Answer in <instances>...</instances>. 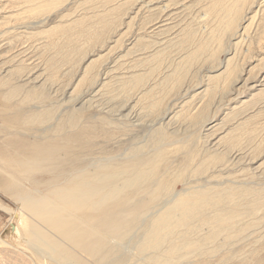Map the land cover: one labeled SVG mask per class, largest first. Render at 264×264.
<instances>
[{"label":"rangeland","instance_id":"rangeland-1","mask_svg":"<svg viewBox=\"0 0 264 264\" xmlns=\"http://www.w3.org/2000/svg\"><path fill=\"white\" fill-rule=\"evenodd\" d=\"M137 157L163 198L208 201L155 259V219L126 218L102 262L21 201ZM0 204L51 242L33 250L0 208V247L33 264H264V0H0Z\"/></svg>","mask_w":264,"mask_h":264},{"label":"bare ground","instance_id":"bare-ground-1","mask_svg":"<svg viewBox=\"0 0 264 264\" xmlns=\"http://www.w3.org/2000/svg\"><path fill=\"white\" fill-rule=\"evenodd\" d=\"M213 123L214 122H210L203 127L205 131L208 132V135H210L208 144L216 152L221 142H223V137H221V135L226 129L220 131V124ZM238 156L239 154L237 157ZM136 160L137 161L131 160L126 169H122L117 173L111 172L112 170H106L107 163L104 164L102 161H97L95 162L97 167L94 166L95 168L93 172L91 171V174H87L84 170H81V172L76 171V174L73 173L69 175L68 177L70 178H67L69 179L70 185H72L65 188L59 186V189L54 191L51 196L47 195L45 197L47 198L46 200L35 199L38 197L33 196L32 199L24 198L21 201L26 210L31 211V213L37 217H41V219L45 220V223H49L52 228L55 219H57V221H63L64 224L61 226V228H63L62 232L66 234L69 242L72 241L76 243L77 246H81L91 256L97 257V259L102 262H106V257L101 256L102 252L107 248L106 236L116 234L118 237H122L123 233L119 234V232L124 231V229L129 231L126 225L130 222L127 220L128 223L126 224V218L130 217V221L139 226L143 225L148 219H155L153 221L150 220L152 223L150 222L151 224L148 232H144V242H142L143 244L141 247L142 250H153L154 255L152 259H155L157 252L161 249L164 242L174 233L175 228L184 226L190 220L201 215V211L208 201L205 203L202 199L204 203L201 201L196 203H180L174 201V198L171 197L163 198V189L161 185H159L156 179L149 178L150 174L144 172L140 168L147 162L139 157H137ZM130 164H132V166ZM129 166L135 168L138 166L137 169L139 170H135L134 168L133 172L127 174ZM89 170L90 169H88V173ZM147 200L154 201L155 204L153 208L140 211L143 207L141 209L138 208ZM0 208L7 212L9 211L13 218L18 216L17 227L15 229L14 226V229L16 233H20L22 237L25 238L24 240L27 241L33 250L39 252V241L46 242L47 246L51 248V242L47 240L45 235L36 232L35 228H33V230L31 229V234H33L34 239L31 236L29 239L30 233H28L26 229L24 216L8 210L1 204ZM86 210H89V212H86ZM83 212H85V219L80 217ZM154 216L157 217L155 218ZM79 218H81L82 221H80ZM109 222L110 224H108ZM136 228L137 227H135V230ZM121 229L123 230L121 231ZM57 232L61 234L59 229ZM63 242L65 241L63 240ZM56 244L57 259L59 257L64 259V257L67 256L66 253L62 251L58 243ZM41 252L44 253L43 250H41ZM45 254L51 258L52 256L54 257L52 253Z\"/></svg>","mask_w":264,"mask_h":264},{"label":"crops","instance_id":"crops-1","mask_svg":"<svg viewBox=\"0 0 264 264\" xmlns=\"http://www.w3.org/2000/svg\"><path fill=\"white\" fill-rule=\"evenodd\" d=\"M0 264H33V261L21 251L0 247Z\"/></svg>","mask_w":264,"mask_h":264}]
</instances>
